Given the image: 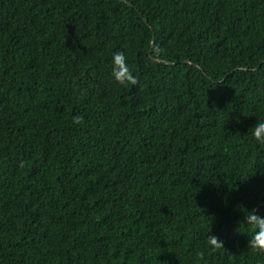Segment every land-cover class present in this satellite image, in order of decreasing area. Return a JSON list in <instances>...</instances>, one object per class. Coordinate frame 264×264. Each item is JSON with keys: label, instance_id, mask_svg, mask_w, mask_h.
<instances>
[{"label": "trees", "instance_id": "obj_1", "mask_svg": "<svg viewBox=\"0 0 264 264\" xmlns=\"http://www.w3.org/2000/svg\"><path fill=\"white\" fill-rule=\"evenodd\" d=\"M257 122L264 0H0V264H264Z\"/></svg>", "mask_w": 264, "mask_h": 264}, {"label": "clouds", "instance_id": "obj_2", "mask_svg": "<svg viewBox=\"0 0 264 264\" xmlns=\"http://www.w3.org/2000/svg\"><path fill=\"white\" fill-rule=\"evenodd\" d=\"M112 76L114 80L122 86L133 85L137 83V78L128 66L127 57L123 52H115L112 58ZM73 123L81 125L84 123L82 116L73 118ZM253 139L259 144L264 145V122H257L253 128L249 130ZM251 230L252 235L249 239L248 247L253 251L264 254V216L258 214L257 210H247L245 214V223ZM207 245L212 251L224 248L223 241L219 240L215 235L208 234ZM199 258L204 259V253L200 252Z\"/></svg>", "mask_w": 264, "mask_h": 264}, {"label": "water", "instance_id": "obj_3", "mask_svg": "<svg viewBox=\"0 0 264 264\" xmlns=\"http://www.w3.org/2000/svg\"><path fill=\"white\" fill-rule=\"evenodd\" d=\"M147 22V21H146ZM159 62H161V60H158ZM170 64V63H169Z\"/></svg>", "mask_w": 264, "mask_h": 264}]
</instances>
